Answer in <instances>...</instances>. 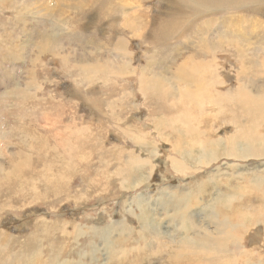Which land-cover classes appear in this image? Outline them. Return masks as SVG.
I'll return each instance as SVG.
<instances>
[{
    "label": "rangeland",
    "instance_id": "obj_1",
    "mask_svg": "<svg viewBox=\"0 0 264 264\" xmlns=\"http://www.w3.org/2000/svg\"><path fill=\"white\" fill-rule=\"evenodd\" d=\"M230 40L232 43H228ZM235 43H242L238 48L246 44L254 47L250 55L255 58L263 56L264 0H0V171L10 170L13 161L26 152L25 146L37 147L41 136L49 149L44 154L38 147L29 151V171L37 177L36 173L48 165L47 171L59 172L66 161L72 176L64 179L68 191L59 196L49 193L43 184H35L44 192L39 201L31 200V193L23 191L26 186L6 188L0 178V242L4 234L20 241L15 244H25L28 237L36 238L31 237L36 231L42 237L37 224L43 218L52 224L48 236H53L50 238L55 246L81 243L77 248L81 256L64 253L65 257H77L79 264H121L106 254L108 244L119 236L132 242L143 239L144 230L138 221L141 212L151 215L149 231H157L151 238L155 244L165 233L201 234L211 220L213 224L224 221L223 214L216 220L206 217L205 195L197 191L182 193L194 187L195 181L206 178L208 171L199 167L201 170L195 174L185 176L172 171L167 157L178 156L174 149L178 136H174L177 133L171 126L172 119L163 112H169L175 99L187 98L186 93L189 96L188 80L193 67L189 59L195 61L199 71L192 72L195 80L218 81L215 89L219 95L232 92L238 83H244L242 79L246 80L247 93L240 95L241 101L256 105L258 93L254 87L262 88L264 78L249 79L247 75H253L257 65H240L236 51L241 49H235ZM203 49L205 54L199 53ZM245 64L248 65L246 60ZM244 72L246 75L239 80L237 75ZM145 77L149 78L147 85L161 87L167 94L164 111L158 103L147 100L142 90ZM202 92L201 101L206 105L209 89ZM191 102L189 105H193ZM259 105L264 109V102ZM186 110V117L195 113ZM73 120L74 129L89 127L94 138L93 146L88 147L92 156L86 159L67 158L65 145H59L63 130ZM208 124L203 128L208 129ZM212 124L213 131L209 133L213 137L230 136L234 129L232 123L216 120ZM129 132L134 133L131 136ZM77 138L76 133H71L67 141L74 144L76 153ZM188 154L191 152L181 156H187L192 164L193 155L191 158ZM136 156L148 158L152 164L126 170V161ZM156 162L158 166L149 176L148 165ZM253 162L264 165L258 159ZM101 172L106 176L102 177ZM121 172L130 190H119L123 188L122 177L116 175ZM93 177L104 180L103 185L93 188ZM243 180H249L247 174ZM207 192L215 195L210 188ZM134 195L145 206L134 201ZM178 195L180 200L173 198ZM243 200L247 202L249 198L244 196ZM185 205L174 217L175 208ZM189 210L197 213L194 212L198 225L194 233L190 222V229L184 225V213ZM254 214L238 221L249 231L237 227L236 234L242 249L264 256V246L260 247L264 242V218L257 220L251 217ZM121 221L128 225L126 236L119 235V228H115ZM75 224L84 230L74 232ZM95 229L102 232L90 236ZM44 250L54 258L63 254ZM136 255L122 257L132 259ZM0 264H6L4 259L0 258Z\"/></svg>",
    "mask_w": 264,
    "mask_h": 264
},
{
    "label": "bare ground",
    "instance_id": "obj_2",
    "mask_svg": "<svg viewBox=\"0 0 264 264\" xmlns=\"http://www.w3.org/2000/svg\"><path fill=\"white\" fill-rule=\"evenodd\" d=\"M228 43H232V41L230 40ZM234 45L235 49H241L236 51L241 59L240 65H245L246 67L257 65L253 75H247L249 79L252 77L264 78V66L262 67L264 64V53L260 58H255L250 55V53L253 52L254 47L246 44V46L243 45L244 47L238 48L237 45H242V43H235ZM201 51L202 54H205L204 49L200 50L199 53H201ZM189 60H191V63L193 64L191 75H189L190 78L188 80L190 83L189 96L188 93H186L187 98L182 97L172 101L169 112L164 111L169 98L161 87H151L142 81V90L147 100L158 103L164 111L162 112L168 114V117L173 121L171 126L174 127L173 130L177 133L174 136H178L177 138L175 137L176 139L174 140V149L178 156L168 155L167 157L168 164L171 166L172 171L184 176L195 174L198 169L201 170L199 167H206L208 171V175H204L206 178H200L195 181L194 187H187L182 193L187 192V194H190L193 191H197L200 196L201 194L205 195L208 199L206 205L207 212L205 211L206 217L216 220L217 216L223 214L225 220L215 221L214 224L213 220H211L206 230L201 234L197 233L189 235L188 233L183 232L182 235L176 234L173 236H167L165 233V236L162 235L164 237L159 236L160 239L157 237V234L156 237L158 240L155 244L154 241H151V238L155 237L157 231H149L150 225L153 224L151 215L148 212H141L140 215H138V221L142 230H144V232H141L144 240L136 238V240L132 242L131 240H127L126 237L120 238L119 236L116 240H113L108 244L109 250L106 251V254L110 256L112 260L118 259L121 264H139L140 260L142 264H264L263 255L254 250L241 248L240 238L236 234L237 227L240 229L244 227L243 229L245 231H249V228L241 224L240 220L246 219L250 213H255L251 217H256L257 220L261 217L264 218V165H261L258 162H253L255 159L264 161V133L262 132V127H264V109L259 105L264 102V85L259 89L254 87L258 93L256 95L257 102H255L256 105L254 106L253 104L249 105L242 102L240 96L247 93L245 89L247 83L246 80L242 79L244 83H238L237 87L232 89V92L219 95L215 89L219 84L218 81H213V78L209 79L206 83H201L200 81L195 80L194 74L197 73L196 71H198V69H196L195 61L193 59ZM245 60L248 62V65L245 64ZM192 72H194V74H192ZM245 75V72L241 74L239 73L237 78L241 80V76L244 78ZM206 88L209 89L206 98V105H209L208 107H210L209 109H211V111H209L205 103L203 104L201 101L203 99L202 90ZM190 100H192L191 103L194 102L193 105H189ZM180 103L182 105H180ZM186 109L192 110L196 114L192 113V115L190 114L186 117ZM153 110L150 109L152 113H154ZM201 118L203 120H201ZM53 119H55V117ZM216 120L221 121L222 123H232L234 125V129L230 132V136L213 137L210 135L209 132L213 131L210 127H213L212 122H216ZM206 123H209L207 125L208 129L203 128ZM180 125L183 128H181ZM67 126L66 130H63L64 133L62 140H58L59 145H65L66 157L69 158L71 156L73 160H75V158H88L91 154L88 147L93 146L94 144V138L91 135L90 128L78 126V130H76V128H73V126H76L74 120L72 124ZM198 126L200 127L199 129H197ZM71 133H76L78 135L77 153L75 152L74 144L72 145L67 142L69 134ZM133 133L134 132H129V135L132 136ZM30 134L31 133L28 131V135ZM59 135L60 134L57 135V138H59ZM38 138L39 142H36L37 147L40 148V152L44 154L46 150L48 151L49 147L44 144V139L41 136ZM37 147L27 148V146H25L24 149L26 152H22L20 157L13 161L14 165L11 164L9 166L10 170L3 169L2 172L0 171V178L3 180L2 185L6 188H14V186L18 184L24 185L26 188L23 187V191H29V193H31V200L35 201L42 199V194L44 193H42L41 188L35 184H43L44 189L48 190L49 193L53 191L55 196L67 192L68 188L67 185L65 186L64 179L71 175L70 166L66 164V161L63 162V169L59 172L47 171L48 169L46 167H48V165H45L41 172L36 173L37 177L33 176L35 173L32 174L29 171L30 169L32 170V167H30L31 158L28 159L31 155V152L29 151H32ZM184 151L191 152V155H193L194 161L192 164L190 163V160L187 159V156H181V153L185 154ZM127 153L129 154V152ZM159 155L160 152H157L156 157H159ZM190 156L188 154V157ZM45 157L47 160L49 159L47 156ZM243 161H245V163H243ZM147 164H152L148 158L136 156L131 160L126 161L124 168L129 170L137 166L146 167L144 165ZM148 166H151L150 172H148V175L150 176L153 173V169L155 170V168H157L158 163L156 162L153 163V165ZM213 171L216 172L213 173ZM99 174L102 175V177L106 176L103 172ZM244 174L248 175V181L243 180ZM123 175V172L116 175L120 176V178L122 177L121 183L123 184V188L120 187L119 190H130V184L129 182H124ZM94 178L95 177L91 178V180ZM144 180L147 181L148 177L146 176ZM102 181H100V179H94L93 188H99L102 186ZM145 181H141V183H144ZM209 188L215 193V195L207 192ZM244 196L249 198L247 202L243 200ZM133 197L135 198L134 201H137L140 206L141 204L145 206L146 203L140 202L138 196L134 195ZM173 198L180 200L182 197L178 195L177 197L173 196ZM172 204H174V200L172 201ZM186 206L187 205L176 207L174 210V217H176V213ZM219 207H223L224 211ZM132 210L134 209L132 208ZM194 212L196 213L195 210ZM194 212L189 210V213H184V225L189 229L191 226L192 229H194L192 230L193 233L198 227L194 221ZM228 212H232V215ZM238 221L240 222L238 223ZM188 222H190V226L188 225ZM257 222L262 223L261 221ZM54 226L56 225L54 224ZM37 228L42 229V237H38L39 232L36 231L31 234V237L36 238L28 237L25 244H15L20 241L4 234L2 237L3 241L0 242V258L4 259L6 264H79L80 261L74 256H81L80 253L77 252V248L81 243L73 241L72 245L69 247L64 244L55 246L50 238L53 236H48L51 232L50 229H52V224L46 223V220L44 221L43 218L39 222V225L37 224ZM75 228L74 232H82L84 230L83 226L78 224H75ZM115 228H119V235L121 236H126L128 234V225L125 221L118 222V225ZM100 232H102L100 229H95L91 232L92 234H90V236L94 237L95 234L98 235ZM63 233L68 234L65 230ZM86 233L89 234V231L87 230ZM107 234L108 233L105 235L107 236ZM263 235L264 229L261 236L264 237ZM62 238H65L63 234ZM163 238H165L164 242H162ZM252 243L255 244V242ZM262 246H264V242L260 247ZM46 248H48V251L52 254H55V251L62 252L63 254L61 256L57 255V257L54 258L52 255L49 256L48 252L44 250ZM64 253L70 256L73 254L74 256L65 257ZM132 253H137L132 259H127L125 256L122 257L123 255ZM144 255H149L150 257H145ZM155 257L157 258L154 259ZM158 258H160L158 262L154 261ZM104 260L106 261L108 259L105 257Z\"/></svg>",
    "mask_w": 264,
    "mask_h": 264
},
{
    "label": "crops",
    "instance_id": "obj_3",
    "mask_svg": "<svg viewBox=\"0 0 264 264\" xmlns=\"http://www.w3.org/2000/svg\"><path fill=\"white\" fill-rule=\"evenodd\" d=\"M192 74H193V73H192ZM129 77H130V76H129ZM148 79H149L148 77H145V78H144V83H148V82H147ZM133 80H134V79H133ZM138 92H139L140 95H141L140 98L144 101V98H143V95H142L141 91H138Z\"/></svg>",
    "mask_w": 264,
    "mask_h": 264
}]
</instances>
